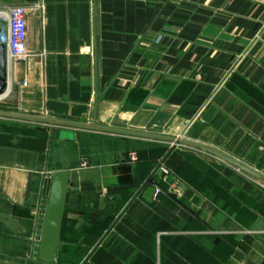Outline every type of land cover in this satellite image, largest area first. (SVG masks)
Returning a JSON list of instances; mask_svg holds the SVG:
<instances>
[{
	"label": "crops",
	"instance_id": "obj_1",
	"mask_svg": "<svg viewBox=\"0 0 264 264\" xmlns=\"http://www.w3.org/2000/svg\"><path fill=\"white\" fill-rule=\"evenodd\" d=\"M15 6L29 11L31 55L11 66L14 106L174 138L193 121L183 138L219 150L223 111L264 121V0H0ZM184 146L62 126L0 143V264H38L46 184L61 171L59 264H264V218L233 199L232 168ZM195 160L220 165L207 184Z\"/></svg>",
	"mask_w": 264,
	"mask_h": 264
},
{
	"label": "rangeland",
	"instance_id": "obj_2",
	"mask_svg": "<svg viewBox=\"0 0 264 264\" xmlns=\"http://www.w3.org/2000/svg\"><path fill=\"white\" fill-rule=\"evenodd\" d=\"M6 97L7 94L3 98H0V111L48 118H52L54 116L45 110H31L23 105L14 106L12 105L13 98ZM232 115L233 123L230 121V118L227 116V112L225 111H223L222 115L217 118L219 127L216 128V130L213 129L212 131L213 136H220V141L216 143V146L227 154L264 174V121L254 115L252 111L246 110L245 107H239V109L234 111ZM242 120L245 128L241 129L239 126H236L235 123H240ZM58 127L61 126L0 116V143L31 146L34 143L46 138L52 129ZM203 132V136L209 137V129H206V131ZM177 145H180L182 148L187 147L184 146V144ZM207 155H211L209 156L211 159H216L223 165L225 164L227 167L232 168V174L230 175L232 177V184L235 187L233 199L242 200L243 205H248L251 208H257L259 214L264 218V180L259 179L258 177L244 171L215 154L211 153ZM190 160L193 161V159ZM195 163L198 165L200 171L198 168H190L188 171L194 173L193 175H197L200 184L208 183V177L205 175L203 176V173H208V171L213 172L212 166H216V168L220 167L218 164L214 165L215 163L213 162H211V166L197 160H195ZM215 178L218 182L220 180H223L222 182H224V179L219 176H216ZM243 205L242 208L245 209ZM235 206L236 204L234 205V210L238 212L241 211L239 207ZM244 209L240 212V214L247 215L249 217L253 216V212L246 213Z\"/></svg>",
	"mask_w": 264,
	"mask_h": 264
},
{
	"label": "water",
	"instance_id": "obj_3",
	"mask_svg": "<svg viewBox=\"0 0 264 264\" xmlns=\"http://www.w3.org/2000/svg\"><path fill=\"white\" fill-rule=\"evenodd\" d=\"M9 89H10V82H9V74H8L7 48L4 44H0V97L5 96L8 93ZM207 103L208 101L204 104V106ZM97 104H98V100H96L95 103V111L97 109ZM0 116L10 117L14 119L35 121V122L46 123L55 126L70 127L75 129H88V130L116 134V135L166 141L174 144H184L200 150H205L210 153H213L216 156L243 169L244 171L258 177L259 179L264 180L263 173L235 159L234 157L226 154L225 152L211 145L183 138V136L185 135L186 131L188 130L189 126L192 124L193 121H191L190 125L186 127V129L182 134V137L174 138V137H168L154 133L139 132V131H132L127 129L98 125L96 123L95 116L91 123H80L74 121H67L61 119H54V118L27 115V114H18V113L4 112V111H0ZM60 138L73 140L74 134L72 132L61 131ZM69 184H70L69 171H61L54 173L50 181L46 184L45 193L47 194V197H46L45 214L42 223L41 236L35 256V260L38 262L54 263L57 260V253L59 249L61 233L63 228ZM156 193H157V188L152 186L147 189L144 198L147 199L148 201H152Z\"/></svg>",
	"mask_w": 264,
	"mask_h": 264
},
{
	"label": "built area",
	"instance_id": "obj_4",
	"mask_svg": "<svg viewBox=\"0 0 264 264\" xmlns=\"http://www.w3.org/2000/svg\"><path fill=\"white\" fill-rule=\"evenodd\" d=\"M28 15L29 11L24 6H15L7 10L0 9V44H4L7 48L8 74L14 61H24L31 55L28 45ZM132 159H136L135 155H132ZM82 165L85 167L87 163L83 162ZM38 264L59 263L38 262Z\"/></svg>",
	"mask_w": 264,
	"mask_h": 264
},
{
	"label": "bare ground",
	"instance_id": "obj_5",
	"mask_svg": "<svg viewBox=\"0 0 264 264\" xmlns=\"http://www.w3.org/2000/svg\"><path fill=\"white\" fill-rule=\"evenodd\" d=\"M4 97V96H3ZM3 97H0V98H3ZM2 100V99H1Z\"/></svg>",
	"mask_w": 264,
	"mask_h": 264
}]
</instances>
